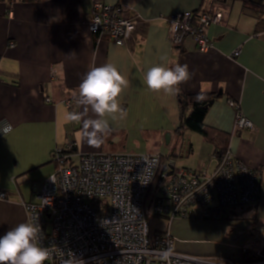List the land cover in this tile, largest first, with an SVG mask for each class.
I'll return each mask as SVG.
<instances>
[{
    "label": "crops",
    "instance_id": "0c3cea01",
    "mask_svg": "<svg viewBox=\"0 0 264 264\" xmlns=\"http://www.w3.org/2000/svg\"><path fill=\"white\" fill-rule=\"evenodd\" d=\"M97 1L124 6L128 16L137 18L136 30L125 45L108 36L99 41L90 31L87 21L95 0H0V121H9L14 129L7 137H0V192H7L0 198V236L28 220L24 202L34 200V187L55 172L54 150L71 141L79 152L141 154L159 151L143 152L130 145L133 135L158 138L167 134L170 143L181 135L189 138L193 151L202 145L212 147V156L200 157V168L208 161V167L213 166V143L197 133L203 141L199 139L196 148V132L179 130L183 116L191 111L189 106L183 108L181 99L197 93L213 96L206 126L228 137L233 153L260 170L262 192L254 206L261 207L259 221L254 224L264 225V1ZM205 9H218L223 14L221 23L206 30L213 48L202 52L191 38H185L181 45L173 44L170 18ZM237 49L240 55L232 57ZM105 63L114 64L128 80L119 98L128 115L124 120L106 115L114 131L95 148L82 139L83 122L68 123L65 113L83 111L78 103L79 84L90 68ZM160 63L188 65L191 77L179 85L175 96L154 93L144 83L147 69ZM232 101L253 122L254 129L235 128L237 111ZM88 117L95 118L90 110L84 118ZM229 212L218 224L160 218L162 231L171 232L178 251L239 261L244 249L256 247L252 241V248L242 247L235 253L231 250L233 241L191 235L205 228H226L227 221L237 218Z\"/></svg>",
    "mask_w": 264,
    "mask_h": 264
},
{
    "label": "built area",
    "instance_id": "2783aa9c",
    "mask_svg": "<svg viewBox=\"0 0 264 264\" xmlns=\"http://www.w3.org/2000/svg\"><path fill=\"white\" fill-rule=\"evenodd\" d=\"M90 13L87 25L99 41L108 36L125 45L138 25L121 5L95 0ZM222 15L218 9H205L172 16V43L191 38L200 51H209L214 44L206 30L221 23ZM232 53L237 57L240 50ZM231 106L237 111L235 128L254 129L236 103ZM52 154L57 169L34 187V200L24 202L28 220L40 223L41 246L50 251L45 264H264V225L251 230L256 247L250 250L260 259L250 261L178 251L169 230H151V219L157 217L169 222L222 220L226 210L258 203L260 170L231 147L213 155L214 165L206 169L179 168L159 152H79L73 141ZM6 196L0 192V198Z\"/></svg>",
    "mask_w": 264,
    "mask_h": 264
},
{
    "label": "clouds",
    "instance_id": "9594fccd",
    "mask_svg": "<svg viewBox=\"0 0 264 264\" xmlns=\"http://www.w3.org/2000/svg\"><path fill=\"white\" fill-rule=\"evenodd\" d=\"M75 53H72L73 55ZM191 73L187 64L166 66L157 64L147 69L144 83L148 90L172 97L178 94L179 85L189 80ZM128 87L127 78L112 63L93 66L79 84L78 103L82 112L68 111V123L82 121V139L90 147L99 148L104 138L114 131L106 115L113 120H124L127 111L120 101L121 93ZM89 110L95 118L87 116ZM13 125L0 121V134L7 137ZM42 229L39 222L29 219L21 222L0 236V264H45L50 257L48 248L41 246ZM65 264H73L71 260Z\"/></svg>",
    "mask_w": 264,
    "mask_h": 264
},
{
    "label": "rangeland",
    "instance_id": "374dc122",
    "mask_svg": "<svg viewBox=\"0 0 264 264\" xmlns=\"http://www.w3.org/2000/svg\"><path fill=\"white\" fill-rule=\"evenodd\" d=\"M254 1V0H253ZM256 2H262L264 0H255ZM194 136H198L199 134L193 133ZM200 137V138H199ZM202 136H198L194 138L195 144L196 142L201 139L200 141H203ZM197 138V139H196ZM170 137L167 136V134H164V136H158V138H146L144 136H132L129 140L130 145H135L137 149L142 150L143 152H146V150H157L161 152L164 156L167 157V159H174L177 162V167L179 168H200L202 165L200 157H203L204 155L212 156V147L207 148L202 146L198 147V144H196V151L191 150V147H189V138L184 139L183 136L180 135V138L176 137L172 140L170 143ZM193 141V139H192ZM193 141V142H194ZM207 145V144H205ZM211 158V157H210ZM213 159V158H212ZM212 161V160H211ZM200 162V163H199ZM205 167L201 168H209L210 165L209 161L205 163ZM260 207L259 205L256 206H248V207H240L236 210L235 214H231L233 217L237 216L236 219L232 221H227L225 223V227H214V228H205L202 231H195L191 235L197 238L201 237H209V238H219L227 241H233L235 245L231 246V250L235 251V253L241 252L243 249L242 247L246 248H252L253 246L250 244V241H252L250 234L251 230L255 228L256 222L259 221V215H260ZM230 210V209H229ZM227 210L226 212H228ZM185 220V219H181ZM193 221H202V220H194ZM186 220V221H191ZM203 221H212L221 223V221H218L216 219L214 220H203ZM248 224L247 226H244L243 224ZM163 220L160 218L151 219V230H160L162 231L163 228ZM250 226V227H249ZM249 228V229H248ZM244 231V232H243ZM252 243H254L252 241ZM250 244V245H249ZM226 245V244H224ZM254 245V244H253ZM229 246V245H228ZM256 246V245H254ZM234 248V249H233Z\"/></svg>",
    "mask_w": 264,
    "mask_h": 264
},
{
    "label": "trees",
    "instance_id": "16d2710c",
    "mask_svg": "<svg viewBox=\"0 0 264 264\" xmlns=\"http://www.w3.org/2000/svg\"><path fill=\"white\" fill-rule=\"evenodd\" d=\"M213 101V96L211 94L204 93H197V95L186 96L185 98H182L181 102L183 108L189 106L191 108V111L190 114H186L183 116V119L180 124L181 127L179 128V130L189 129L193 132L203 135L206 140L213 143V145L215 146L214 155H221L227 148H229L227 143L228 137H225V135H223L222 133H218L213 128L207 127L204 123L209 106L212 104ZM234 211V209L231 210V212H229L230 215ZM250 259L255 260L260 258L257 257L255 253L251 250L248 252L243 251L240 260L250 261Z\"/></svg>",
    "mask_w": 264,
    "mask_h": 264
},
{
    "label": "water",
    "instance_id": "95a60500",
    "mask_svg": "<svg viewBox=\"0 0 264 264\" xmlns=\"http://www.w3.org/2000/svg\"><path fill=\"white\" fill-rule=\"evenodd\" d=\"M169 137V136H168Z\"/></svg>",
    "mask_w": 264,
    "mask_h": 264
}]
</instances>
